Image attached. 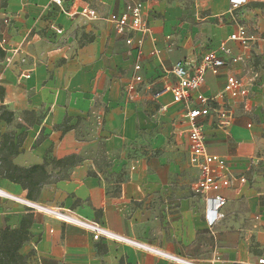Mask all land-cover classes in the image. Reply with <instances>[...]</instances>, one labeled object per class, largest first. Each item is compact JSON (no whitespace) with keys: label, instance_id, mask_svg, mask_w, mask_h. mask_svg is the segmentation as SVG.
I'll return each mask as SVG.
<instances>
[{"label":"crops","instance_id":"obj_1","mask_svg":"<svg viewBox=\"0 0 264 264\" xmlns=\"http://www.w3.org/2000/svg\"><path fill=\"white\" fill-rule=\"evenodd\" d=\"M144 4L151 32L143 55L128 46L108 16L124 9L123 0H0L1 38L7 57L0 65L4 105L25 126L0 122L1 136L26 133L14 163L32 167L76 155L81 162L55 171L37 203L66 208L76 215L136 241L150 244L198 264H260L264 259V0H250L233 11L230 0H133ZM91 6L101 19L80 15ZM9 18L10 24L4 20ZM258 31L263 40L248 52L258 75L251 113L233 103L234 122L222 129L207 121L209 152L225 156L236 181L222 192L227 206L211 227L206 205L194 193L197 171L189 165L183 105L167 89L175 83L179 61H200L238 26ZM60 32L57 33L56 30ZM137 42L142 36L133 34ZM90 39H93L90 41ZM18 50V53H14ZM161 50V55L154 51ZM144 68L146 86L129 99L126 87L134 65ZM240 67L208 74L205 95L218 93L226 77ZM25 111L44 115L28 126ZM65 121L72 127L63 133ZM43 132V139L38 140ZM251 166V169L248 168ZM65 174L67 176L65 177ZM0 190L26 198L21 186L0 179ZM25 217L33 234L21 253L28 264H173L115 243L96 242L90 233L52 217L34 213L0 197L4 222L21 227Z\"/></svg>","mask_w":264,"mask_h":264},{"label":"built area","instance_id":"obj_2","mask_svg":"<svg viewBox=\"0 0 264 264\" xmlns=\"http://www.w3.org/2000/svg\"><path fill=\"white\" fill-rule=\"evenodd\" d=\"M124 9L120 13L107 17L118 35L126 36L128 46L136 45L139 56L143 55L144 38L151 32V25L145 13L144 4L133 0H123ZM54 4L62 8L65 0H53ZM233 11H238L250 3V0H230ZM80 15L89 21L100 20L97 10L91 6H85ZM10 24V19L4 20ZM60 32L59 29L56 30ZM133 34L142 37L136 42ZM263 40L257 30L240 25L230 36L209 50L200 61H179L172 70L175 83L167 90L172 93L173 102L181 104L184 110L180 114L181 121L187 127V135L190 145L189 165L197 171V180L194 193L201 198L206 205V220L213 227L220 219V212L224 209L228 200L222 192L229 189L238 180L246 183V177H236L231 169L229 159L225 156L209 152L207 121L213 117L217 126L222 129L231 127L234 122L233 103L240 101L246 113L253 111V90L257 85L258 75L255 64L248 52L253 44ZM0 45L7 51V42L1 38ZM18 53V50H14ZM155 55H161V50L154 51ZM240 67V73L230 74L226 77L224 87L216 94L205 95L202 88L206 83L208 74L219 76L223 69ZM146 86V78L143 65L137 62L134 65L132 81L125 89L129 99L135 98ZM264 162V158L261 159ZM251 169V166L248 170ZM0 197L21 204L26 209L52 217L64 224L73 225L90 233L96 242L115 243L127 245L137 250L158 257L173 264H198L179 255H174L150 244L142 243L127 236L118 234L96 221H90L76 215L66 208H51L26 198L4 193L0 190ZM264 264V259L259 260Z\"/></svg>","mask_w":264,"mask_h":264},{"label":"trees","instance_id":"obj_3","mask_svg":"<svg viewBox=\"0 0 264 264\" xmlns=\"http://www.w3.org/2000/svg\"><path fill=\"white\" fill-rule=\"evenodd\" d=\"M2 22L0 20V31ZM93 39H90L92 41ZM7 51L0 45V65L5 61ZM0 100L3 101V92L0 88ZM44 115L38 116L35 112L25 111L23 120L28 126L41 125ZM4 121L8 126L15 125L16 129H23L25 126L16 123L15 114L9 111L4 105L0 106V122ZM63 133L72 129L67 122L58 127ZM26 133L16 137L15 131H8L1 136L0 145V179L8 180L21 186L26 192V199L37 202L43 188L57 180L55 171L69 170L81 162L76 155L64 159H55L49 154L40 165L32 167H21L14 163V159L21 154ZM43 139V132L38 143ZM67 174H65V177ZM33 234L28 224V217H25L18 229H12L4 222L0 229V264H28L29 256L21 253L23 246L31 241Z\"/></svg>","mask_w":264,"mask_h":264},{"label":"rangeland","instance_id":"obj_4","mask_svg":"<svg viewBox=\"0 0 264 264\" xmlns=\"http://www.w3.org/2000/svg\"><path fill=\"white\" fill-rule=\"evenodd\" d=\"M12 201V200H11Z\"/></svg>","mask_w":264,"mask_h":264}]
</instances>
